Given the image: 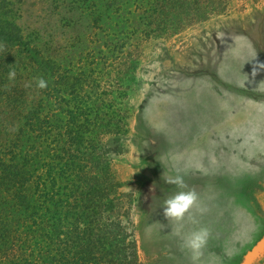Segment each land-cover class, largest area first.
<instances>
[{
	"label": "rangeland",
	"instance_id": "rangeland-1",
	"mask_svg": "<svg viewBox=\"0 0 264 264\" xmlns=\"http://www.w3.org/2000/svg\"><path fill=\"white\" fill-rule=\"evenodd\" d=\"M9 1L37 55L55 62L51 108L91 111L76 164L111 176L101 186L111 200L104 216L119 223L126 251L139 264H192L181 237L207 227L197 264H264V0H218L177 30L145 28L137 0ZM28 57L0 45V93L12 91V106L21 100L5 116L24 114L38 92ZM57 73L78 78L77 99L54 96ZM2 96L5 141L14 119L3 117ZM178 171L204 209L193 210L197 224L185 217L180 236L163 215L179 191L164 177Z\"/></svg>",
	"mask_w": 264,
	"mask_h": 264
},
{
	"label": "trees",
	"instance_id": "trees-1",
	"mask_svg": "<svg viewBox=\"0 0 264 264\" xmlns=\"http://www.w3.org/2000/svg\"><path fill=\"white\" fill-rule=\"evenodd\" d=\"M137 1L134 14L145 28L156 24L160 30H177L184 21L191 24L205 17L218 0ZM12 5L0 0V45L16 54L28 53L37 79H45L47 87L35 84L38 92L28 94L31 107L16 117L5 116L10 113L6 108H20L21 100L14 98L12 106V91L4 87L0 93L3 117L14 119L5 127L10 138H0V264H139L137 256L126 251L125 237L115 232L119 223L104 216L111 200L101 186L111 176H92L91 170L76 164L87 135L84 125L88 122L91 129V111L78 104L51 108L44 96L50 95L55 73L49 67L55 62L37 55L33 39L16 24ZM54 77V96L66 91L77 99L78 78ZM48 149L53 161L46 160Z\"/></svg>",
	"mask_w": 264,
	"mask_h": 264
},
{
	"label": "clouds",
	"instance_id": "clouds-1",
	"mask_svg": "<svg viewBox=\"0 0 264 264\" xmlns=\"http://www.w3.org/2000/svg\"><path fill=\"white\" fill-rule=\"evenodd\" d=\"M15 76V71H10L8 74L10 80L15 79ZM36 83L40 89L47 87V81L43 78H38ZM164 182L175 185L179 189V191L164 201L163 215L168 221L176 222L178 227L174 234L180 236L182 222L185 220V217L187 216L191 223L197 224L198 220L193 215V210L203 213L204 209L200 207L199 194L195 190H184L187 189V184L185 183L184 176L179 171L175 176H165ZM80 227L83 228L84 225L81 224ZM209 237L210 230L207 227H200L181 237L182 248L188 250L190 253L192 264H197L199 261Z\"/></svg>",
	"mask_w": 264,
	"mask_h": 264
},
{
	"label": "bare ground",
	"instance_id": "bare-ground-1",
	"mask_svg": "<svg viewBox=\"0 0 264 264\" xmlns=\"http://www.w3.org/2000/svg\"><path fill=\"white\" fill-rule=\"evenodd\" d=\"M248 104H249V103H248ZM249 105H250V104H249ZM233 117H234V116H233ZM232 120H233V118H232ZM234 123H235V122H234ZM236 123H237V122H236ZM230 125H231V123H229V126H230ZM229 126H228V127H229ZM233 126H234V125H233ZM231 128H234V127L231 126ZM255 142H257V141H255ZM255 152H256V151H255ZM253 155H254V154H253ZM237 201H238V200H237ZM238 202H239V201H238ZM239 204H240V203H239Z\"/></svg>",
	"mask_w": 264,
	"mask_h": 264
}]
</instances>
